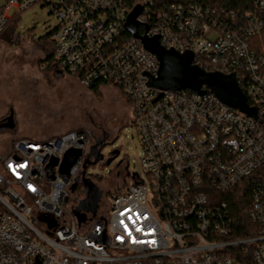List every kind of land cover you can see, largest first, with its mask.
<instances>
[{"label": "built area", "instance_id": "built-area-1", "mask_svg": "<svg viewBox=\"0 0 264 264\" xmlns=\"http://www.w3.org/2000/svg\"><path fill=\"white\" fill-rule=\"evenodd\" d=\"M36 6L57 20L62 72L87 88L114 86L129 103L142 175L127 172L108 208L103 197L80 223L69 203L77 180L89 179V134L17 141L0 164V264H264V54L252 45L264 30V0L243 1L242 13L205 0H0V33ZM137 7L142 36L192 53L206 72L235 75L261 122L212 93L151 88L159 62L126 28ZM72 149L84 155L67 176L61 164ZM247 187L256 229L245 226L249 235L238 238L219 195Z\"/></svg>", "mask_w": 264, "mask_h": 264}, {"label": "rangeland", "instance_id": "rangeland-1", "mask_svg": "<svg viewBox=\"0 0 264 264\" xmlns=\"http://www.w3.org/2000/svg\"><path fill=\"white\" fill-rule=\"evenodd\" d=\"M56 26L49 9L36 6L21 14L15 33L12 27L0 33V123L11 112L15 121L14 130L0 132V164L15 141H48L51 136L83 130L91 140L93 164L87 175L104 193L118 181H128L127 172L142 175L139 160L143 149L132 125V109L114 86H104L96 94L77 77L47 78L41 72L39 61L44 56L37 42ZM99 151L102 159L96 162ZM85 161H89L87 156ZM123 161L128 163L127 172L119 168ZM113 194L103 198V209L108 208ZM85 198L83 193L74 194L69 205L76 209Z\"/></svg>", "mask_w": 264, "mask_h": 264}, {"label": "water", "instance_id": "water-1", "mask_svg": "<svg viewBox=\"0 0 264 264\" xmlns=\"http://www.w3.org/2000/svg\"><path fill=\"white\" fill-rule=\"evenodd\" d=\"M142 12L141 7L135 8L129 15L126 28L130 35L135 39L140 40L143 47L152 55H154L159 62V71L157 77H149L148 85L151 88L161 91H184L191 90L198 94L212 93L223 104L230 108L236 109L241 113L247 115L261 122L258 110L249 105L245 94L240 89L235 75H224L219 72H206L193 64V54L188 52L179 54L173 50H166L158 38H149L146 35L142 36L139 31L138 17ZM146 31L149 27H145ZM203 88H207L204 90ZM2 131H10L15 129L14 114H11L0 125ZM112 153V156L117 155ZM82 150H69L61 164V172L70 175L72 167L83 157ZM91 155H88L89 161L86 162L84 170L93 164L91 162ZM102 156L99 151L96 156V162L101 161ZM113 159H110L107 164H111ZM59 161L53 159L47 168L51 172ZM95 164V163H94ZM84 187L85 200L80 201L78 208L74 209L73 214L78 221L84 222L86 220V213H91L95 216L99 210V204L103 198V192L99 190L91 180L85 179L82 183ZM79 186V181L72 187L71 192L75 193Z\"/></svg>", "mask_w": 264, "mask_h": 264}, {"label": "trees", "instance_id": "trees-1", "mask_svg": "<svg viewBox=\"0 0 264 264\" xmlns=\"http://www.w3.org/2000/svg\"><path fill=\"white\" fill-rule=\"evenodd\" d=\"M205 1L211 2L213 4H220L223 8H226V9L238 12V13H242L244 10H248V8L243 7V1L245 0H205ZM21 14L16 15L9 23L8 27L9 28L12 27L14 33L18 29ZM263 16H264V13H263ZM126 36L129 38L131 37L129 34H126ZM37 43L40 45L42 52H43V56H44L39 61V67L41 69V72L47 78H55L62 74H65L64 72H62V70L57 66L55 62V49H54V43L52 41V33H50L44 38H41L40 40H38ZM252 45H253V50L257 54H264V30L260 36L252 40ZM104 86H109V84L102 83V82L94 83L93 85L88 87V89H90L91 91H94L96 94H99L100 89ZM80 131H83V130H80ZM0 132H3V131L0 129ZM16 142L17 141L13 143V146ZM11 154L12 152L10 153V155ZM9 156H7L6 158H8ZM80 193L84 194V191L81 189L80 186H78L74 194H80ZM219 197L222 202H225L229 205L233 216L236 217L237 219V224H238L237 237L238 238L249 235V233L247 234L244 232L245 226L250 227L253 230V232L255 231L256 228H254V226L248 221L246 217V211H248V209L250 208V204H251L250 187L237 188L228 193L220 194ZM77 198H79V196Z\"/></svg>", "mask_w": 264, "mask_h": 264}, {"label": "flooded vegetation", "instance_id": "flooded-vegetation-1", "mask_svg": "<svg viewBox=\"0 0 264 264\" xmlns=\"http://www.w3.org/2000/svg\"><path fill=\"white\" fill-rule=\"evenodd\" d=\"M11 114V113H10ZM9 114V115H10ZM8 115V116H9ZM7 116V117H8ZM6 117V118H7ZM5 118V119H6ZM4 119V120H5ZM3 120V121H4ZM3 121L0 123V125L3 123ZM88 155H91V153L90 152H88L87 154H86V156H88ZM111 157V156H110ZM115 156H112L111 158L113 159ZM110 158V159H111ZM119 168L120 169H122V170H124V171H128V163L127 164H125V162L123 161V162H121L120 163V165H119ZM124 185H125V181H123V182H120V181H118L112 188H110L109 190H107L106 192H104L103 193V197H105L106 198V196L107 195H109L110 193H117V192H121V191H123L124 190ZM80 187H81V189L84 191V187H83V185L81 184V185H79Z\"/></svg>", "mask_w": 264, "mask_h": 264}, {"label": "crops", "instance_id": "crops-1", "mask_svg": "<svg viewBox=\"0 0 264 264\" xmlns=\"http://www.w3.org/2000/svg\"><path fill=\"white\" fill-rule=\"evenodd\" d=\"M59 136V135H58ZM58 136H51L49 139H52V138H56V137H58ZM42 140H48V139H42Z\"/></svg>", "mask_w": 264, "mask_h": 264}]
</instances>
